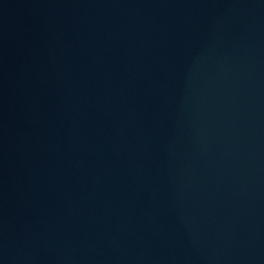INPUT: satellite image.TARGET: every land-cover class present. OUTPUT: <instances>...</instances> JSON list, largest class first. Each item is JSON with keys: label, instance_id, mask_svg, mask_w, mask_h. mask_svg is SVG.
<instances>
[{"label": "water", "instance_id": "obj_1", "mask_svg": "<svg viewBox=\"0 0 264 264\" xmlns=\"http://www.w3.org/2000/svg\"><path fill=\"white\" fill-rule=\"evenodd\" d=\"M0 264H264V0H0Z\"/></svg>", "mask_w": 264, "mask_h": 264}]
</instances>
